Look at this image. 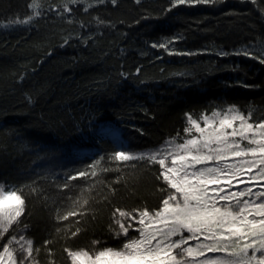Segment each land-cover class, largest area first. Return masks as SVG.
Here are the masks:
<instances>
[{
  "label": "trees",
  "instance_id": "16d2710c",
  "mask_svg": "<svg viewBox=\"0 0 264 264\" xmlns=\"http://www.w3.org/2000/svg\"><path fill=\"white\" fill-rule=\"evenodd\" d=\"M32 3L0 0V184L25 199L1 239H30L33 264H71L65 249L137 238L133 210L159 209L171 191L158 164L116 161L115 152L182 141L186 114L235 106L264 120V0ZM247 186L261 190L231 191ZM72 211L83 214L59 218ZM117 220L131 225L127 236Z\"/></svg>",
  "mask_w": 264,
  "mask_h": 264
},
{
  "label": "snow or ice",
  "instance_id": "6c2138e0",
  "mask_svg": "<svg viewBox=\"0 0 264 264\" xmlns=\"http://www.w3.org/2000/svg\"><path fill=\"white\" fill-rule=\"evenodd\" d=\"M209 2L175 0L174 6ZM29 7L38 5L33 0ZM186 119L187 138L182 143L170 141L166 149L152 153L117 151L112 156L120 162L158 164L161 171L157 179L171 190L159 209L133 210L139 217V236L128 239L119 249H65L71 264H264V120L253 122L250 114L241 113L235 106L202 115L199 120L186 114ZM96 174L95 170L91 173ZM87 175L86 171L78 173L80 177ZM241 184L261 190L247 186L231 191ZM24 212L22 190L0 185V238L19 224ZM117 213L121 218H136L120 209L114 215ZM82 214L72 211L59 218ZM116 222L117 235L127 236L131 225ZM12 243L19 248L13 249ZM0 247V264H25L33 253L32 241L24 236L12 237ZM17 251L25 254L19 260Z\"/></svg>",
  "mask_w": 264,
  "mask_h": 264
},
{
  "label": "rangeland",
  "instance_id": "374dc122",
  "mask_svg": "<svg viewBox=\"0 0 264 264\" xmlns=\"http://www.w3.org/2000/svg\"><path fill=\"white\" fill-rule=\"evenodd\" d=\"M211 116V115H210ZM201 126H203L202 124H201ZM104 132H109L112 136H114V137H119V135H118V133L117 132H115V131H111L109 128H104ZM187 138V136L184 138V139H186ZM183 139V140H184ZM183 140L182 141H177V140H170V141H175V143H182L183 142ZM170 141H167L166 143H164L162 146H160L159 148H157V149H154V150H152V151H149V152H144V153H152V152H156V151H158V150H164V149H166L167 147H168V142H170ZM235 183V182H234ZM0 185H2V184H0ZM6 188V187H5ZM234 188H236V186H234L231 190H233ZM10 230V229H9ZM5 235V234H4ZM12 237H16L17 239H19V234H15V235H13V236H10L8 239H5L3 242H2V239L0 238V245H3V244H6V243H8L10 240H11V238ZM21 243H23V241H21ZM11 247L13 248V249H18L19 248V245L18 244H16V243H12V245H11ZM0 251H2V247H0ZM17 259L19 260V259H21L25 254L24 253H20L19 251H17ZM25 264H33L30 260H26L25 261Z\"/></svg>",
  "mask_w": 264,
  "mask_h": 264
}]
</instances>
